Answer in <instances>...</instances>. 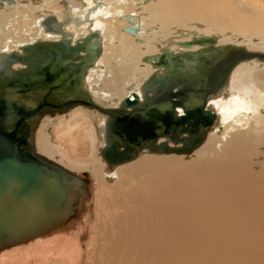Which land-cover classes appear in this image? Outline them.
<instances>
[{
  "label": "bare ground",
  "instance_id": "1",
  "mask_svg": "<svg viewBox=\"0 0 264 264\" xmlns=\"http://www.w3.org/2000/svg\"><path fill=\"white\" fill-rule=\"evenodd\" d=\"M60 2L46 0L35 8L16 10L12 16L1 11L9 19L0 22V55L21 53L23 47L37 41H60L64 35L46 32L43 26L51 16L63 24L65 36L73 42L91 31L98 32L102 54L88 70L85 86L96 103L118 99L112 108L133 94L141 96L142 84L156 71L144 58L159 55L165 48L185 52L187 49L178 43L195 37H216L217 45L246 47L245 43L229 41L231 37L225 39L228 32L264 42V0H80L79 5L67 3L65 7ZM39 9L41 17L29 15ZM196 21L195 27L189 25ZM127 28L136 29V33ZM17 34L15 41L12 35ZM249 66L254 68H246ZM18 68L23 66L16 64ZM207 107L217 115V127H212L207 140L190 156L149 152L114 169L102 156L99 166L93 164L91 173L99 185V200L106 205L114 201L108 209H117L107 223L110 234L102 247L104 264H264V175L255 172L246 160L257 151L251 143L264 144V61L255 59L237 66L229 84L209 97ZM77 109L97 112L84 107L70 112ZM101 117L102 129L107 119ZM46 119L52 116L43 118L36 138ZM198 155L195 161L183 162L182 175L179 172L182 180L178 168L170 171L167 158ZM70 162L86 168L85 161ZM187 175L189 178L183 179ZM143 178H147L143 191L133 196L137 180ZM117 191L122 195L117 196ZM83 208L79 218L0 250V264H89L87 240L96 217L89 200ZM115 255H121L118 261L110 260Z\"/></svg>",
  "mask_w": 264,
  "mask_h": 264
},
{
  "label": "water",
  "instance_id": "2",
  "mask_svg": "<svg viewBox=\"0 0 264 264\" xmlns=\"http://www.w3.org/2000/svg\"><path fill=\"white\" fill-rule=\"evenodd\" d=\"M43 26L64 36L0 55V250L79 218L89 198L87 174L79 176L38 153L36 131L44 117L77 107L105 115L101 156L110 169L146 150L190 156L217 120L207 107L209 97L229 84L241 63L264 61L263 52L217 45L216 37H195L178 43L185 52L165 48L145 57L156 71L142 84L141 96L133 94L117 108H107L96 103L85 86L88 70L102 54L101 35L91 31L73 42L53 16ZM194 46L200 49L192 51ZM16 64L23 68L15 69Z\"/></svg>",
  "mask_w": 264,
  "mask_h": 264
},
{
  "label": "rangeland",
  "instance_id": "3",
  "mask_svg": "<svg viewBox=\"0 0 264 264\" xmlns=\"http://www.w3.org/2000/svg\"><path fill=\"white\" fill-rule=\"evenodd\" d=\"M45 1L46 0H15L14 4H11L12 6L5 4L3 6V9L0 8V13H1L0 22L1 20L8 21L9 19V18H4L2 12H4L5 15L12 16L18 10L23 11L25 7L27 6L35 8L34 6L37 7L39 4L42 5L45 3ZM74 1L75 2H72V0H61L59 4L60 6L65 7V6H68L67 3L70 5H75V4L77 5L78 2L81 3L80 0H74ZM156 1L160 2V0H156ZM41 9H39L36 12L35 10L37 9H35L34 12L30 13L29 15L30 16L32 15L33 17L32 16L31 17L34 19L41 17L40 14H43ZM197 24H198L197 21L189 23V25L192 27H195V25ZM9 27L10 25H7L5 26V29L7 30ZM193 31H195V29H193ZM229 37H231V39ZM12 38L14 39L16 38L15 41H17L19 39V35L18 34L15 36L12 35ZM224 38L230 39L229 41L231 42L237 41V42L245 43L246 47L249 48L250 50L264 52L263 40L257 39L260 41L252 42L251 40L245 39L242 36H238V35L235 36V34L229 33V32L227 34H224ZM11 41H14V40L12 39ZM11 41L10 43L13 44V42ZM108 57L110 58V54L108 55ZM246 68H254V66H249ZM260 68H263V67L259 66L258 69ZM105 86H108L107 82L105 83ZM129 91H131L130 88H129ZM117 102H119L118 99H115L109 102L98 100L97 103L103 107H113L115 103ZM76 112H82V109H77L73 112H68L63 115L52 116V119H46L43 122V124H41V127L39 128V132L37 134V138H36L37 150L41 155L45 157L53 158L55 161L60 163V165L66 168H69L77 175H81L82 177L84 176V174L88 175V180H89L88 200L91 203L93 214L96 217V219L93 218L94 219L93 223L95 222L93 232L91 235L88 236V240H87L88 242H90L89 247L91 251L90 256H88V263L89 264H104V258H106V256L104 252L102 251V247H103L105 238L107 237L108 234H110V230L107 227V223L113 218L112 215L116 213L117 209L116 211L108 209V207L113 206L114 201H112L110 205H106L103 201L99 200L98 198L99 185L94 180V178L92 177V173H91V170L93 169V164L99 166L100 164L99 162L102 160L101 150L104 147V140H103L104 135L101 129V124L103 122V119L101 116L103 114L99 113L98 111L96 113L95 112L76 113ZM61 116H65V117H61ZM217 124L218 123L215 122L214 124L216 125L215 128L217 127ZM68 127H70L69 133H68V129H69ZM251 147L257 148V151L255 154L248 155L246 160L253 165V169L255 172L257 173L262 172V175H264V165L261 166V164H264V153H263L264 144L260 145L259 147L253 142L251 143ZM145 153L150 154L148 151H146V152L141 153L140 156L142 154L144 155ZM152 155H155V154H152ZM198 156L199 157L196 156L197 158L196 157H186L185 159H181L178 157L167 158L171 165L170 171L172 170L175 171L176 168H178L177 174L180 176L178 177L181 179L182 173L180 171L181 170L180 167L183 166V162L184 164H187L189 162L195 161V159L197 160L200 158V155ZM72 160L74 161L76 160L80 162L85 161L86 168L80 167V166L74 167L73 163L70 162ZM179 172L181 173V175L179 174ZM186 178H189V175L183 177V179H186ZM262 178L264 177L262 176ZM146 180L147 178L137 180V186L135 188L134 193H132L133 196H138L143 191ZM108 191L112 193L110 190ZM118 195H122L121 191H117V196ZM97 244H100L101 248H96ZM99 255H101L100 258H99ZM120 257L121 255H115L110 260L118 261ZM99 259H100V262H99Z\"/></svg>",
  "mask_w": 264,
  "mask_h": 264
},
{
  "label": "flooded vegetation",
  "instance_id": "4",
  "mask_svg": "<svg viewBox=\"0 0 264 264\" xmlns=\"http://www.w3.org/2000/svg\"><path fill=\"white\" fill-rule=\"evenodd\" d=\"M5 2H4V0H3V2H2V4L0 5V8H2L5 4H4ZM9 3H14V0H12V1H10L9 0ZM107 108H112V107H107ZM217 116V115H216ZM106 119H107V117H106ZM106 122H107V120H106ZM103 140H104V136H103ZM162 141V140H161ZM147 151V150H146ZM146 151H144V152H146Z\"/></svg>",
  "mask_w": 264,
  "mask_h": 264
}]
</instances>
